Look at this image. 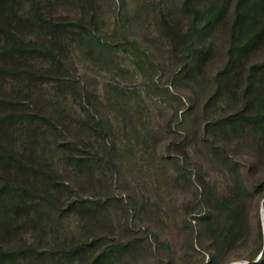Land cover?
I'll return each mask as SVG.
<instances>
[{"label":"trees","instance_id":"obj_1","mask_svg":"<svg viewBox=\"0 0 264 264\" xmlns=\"http://www.w3.org/2000/svg\"><path fill=\"white\" fill-rule=\"evenodd\" d=\"M58 1L0 0V264H119L133 257L142 242L132 231L118 238L99 232L101 216L109 222L111 208L120 201L110 193L86 198L78 194L74 179L84 175L91 183L111 181L118 168L120 133L113 93L124 92L107 83L101 94L97 79L79 74L74 53L86 50L92 58L107 57L110 62L120 49L137 64L147 54L124 34L119 41L99 36V0H71L78 10L74 16L56 13ZM198 1H204L203 6ZM228 1L185 0L191 22L179 31L168 16L162 17L160 25L175 49L180 45L184 63L197 37L217 23ZM263 40L264 0H237L228 64L240 63L248 49ZM195 53L201 56L202 48ZM244 92L251 98L231 124L244 119L264 128V59L250 68ZM249 170L256 172L254 167ZM198 182L201 196L191 212L199 214V234L208 240V246L199 243L209 253L206 264H264L262 227L258 240L250 242L245 213V201L255 193L241 181L229 183L226 190L202 174ZM254 185L264 199V176ZM70 220L77 221L74 230ZM123 227L131 228L128 219ZM242 231L245 253L225 258ZM25 232L31 233L30 240L7 244L12 235L23 238ZM192 250L199 254L195 245ZM156 251L170 255L171 247L159 241ZM189 255L184 253L181 264H204V259L191 260Z\"/></svg>","mask_w":264,"mask_h":264},{"label":"rangeland","instance_id":"obj_2","mask_svg":"<svg viewBox=\"0 0 264 264\" xmlns=\"http://www.w3.org/2000/svg\"><path fill=\"white\" fill-rule=\"evenodd\" d=\"M99 1V36L119 41L124 34L136 39L147 54L137 64L133 55L120 49L110 62L107 57L92 58L86 50L74 53L79 74L97 79L101 94L107 83L124 92L113 93V114L120 133L115 154L118 168L111 173V181L91 183L84 175L74 179L78 194L86 198H105L110 193L120 201L111 208L109 222L101 216L99 232L118 238L132 231L142 242L133 257H125L119 264H181L186 252L191 260L209 261L208 251L199 246H208V240L199 234V214L191 212L201 196L200 174L221 189L241 181L255 193L245 201V213L249 240H258L260 225L264 235V199L255 192L254 183L264 176V128L244 119L237 125L231 122L251 98L244 92L247 76L264 59V40L249 48L240 63L228 64L237 1L229 0L217 23L197 37L190 59L184 63L180 45L175 49L160 21L166 15L178 31L187 28L191 13L185 0H125L124 6L123 0ZM196 3L203 6L204 1ZM56 13L74 16L78 10L71 0H59ZM198 47L201 56L195 53ZM134 92L137 97L132 96ZM234 164L239 166L231 172ZM127 219L131 228L125 230ZM68 225L74 230L77 221L70 220ZM146 228L151 231L147 235ZM59 229L63 236L65 221ZM244 235L242 231L225 258L245 253ZM22 239L30 240L31 233L25 232L23 238L12 235L7 244H20ZM159 241L171 247L170 255L156 251Z\"/></svg>","mask_w":264,"mask_h":264}]
</instances>
